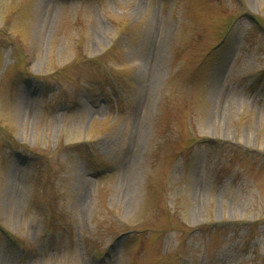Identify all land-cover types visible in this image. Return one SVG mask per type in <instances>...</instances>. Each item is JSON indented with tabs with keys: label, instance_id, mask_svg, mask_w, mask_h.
Masks as SVG:
<instances>
[{
	"label": "rangeland",
	"instance_id": "374dc122",
	"mask_svg": "<svg viewBox=\"0 0 264 264\" xmlns=\"http://www.w3.org/2000/svg\"><path fill=\"white\" fill-rule=\"evenodd\" d=\"M264 0H0V264H264Z\"/></svg>",
	"mask_w": 264,
	"mask_h": 264
}]
</instances>
